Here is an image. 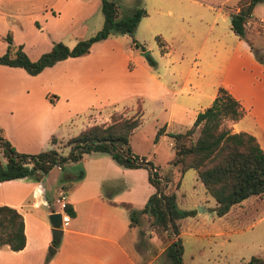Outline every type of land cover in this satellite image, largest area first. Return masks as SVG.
Listing matches in <instances>:
<instances>
[{
  "label": "rangeland",
  "instance_id": "obj_1",
  "mask_svg": "<svg viewBox=\"0 0 264 264\" xmlns=\"http://www.w3.org/2000/svg\"><path fill=\"white\" fill-rule=\"evenodd\" d=\"M112 1L117 6L118 17L131 13L136 7L145 9L146 15L131 34L111 32L92 42L87 52L62 58L36 74L18 67L26 80L37 85L38 95L33 96L39 99L32 117L18 129L20 133L24 132L20 138L32 140V148L39 151L50 147L47 139L39 144L44 120L64 119L68 108L78 115L58 126L56 132L62 136L75 134L83 126L84 114L93 108L128 116L131 114L128 106L117 112L113 109L122 103H133L131 109L134 112L141 106L140 123L130 133L128 146L133 153L151 161L160 176L168 178L164 191H174L177 208L193 210V214L177 219L183 264H242L252 254H263L264 219H256L264 207H247L245 215L238 218L232 217L231 213L216 215L212 210L215 200L205 191L195 170L188 168L180 172L177 165L169 162L173 154L172 137L161 133L154 138L161 125L165 131H180L186 126L173 120L167 122L172 90L185 85L187 91H176L174 98L188 99L196 91L194 83L206 93L225 77L235 76L237 80V69L233 74V67L238 66L237 53L252 52V49L229 27L227 12L237 9L236 0ZM0 3V55L6 50L5 35L9 32L12 43L20 44L30 60L57 41L71 47L78 39L96 31L103 18L100 0H0ZM4 13L7 16H3ZM245 27L244 36L251 39V46L257 49L261 61L264 60V0L254 4ZM131 38L140 43L143 50H148L147 55L155 60L154 65L140 53V47L130 50ZM8 55L14 56V52L10 51ZM154 80L164 81L172 90L161 97ZM54 96L57 101L51 108ZM138 96L141 101L136 99ZM198 102L203 103L202 99ZM187 112L185 114H190L191 110ZM95 120L101 122L102 118ZM10 129L16 130L14 125H10ZM60 143L69 146L67 138ZM68 146L62 149V154L68 152ZM80 164L64 161L45 173L42 181L50 202L53 203L57 185L64 180L63 173L82 170ZM134 171L131 197L139 207L142 196L153 186L147 181L144 167ZM119 184L113 182V185ZM53 206L58 209L57 203ZM47 210L48 207L42 205L32 209L48 223ZM147 219L141 215L140 223L134 225L136 232L139 228L144 229L147 244H134L130 253L133 252L136 264H167L162 252L167 238L154 231ZM70 220L71 217L64 216L60 228L69 225ZM45 233L54 240L49 226ZM49 252L47 246L46 256Z\"/></svg>",
  "mask_w": 264,
  "mask_h": 264
},
{
  "label": "trees",
  "instance_id": "obj_2",
  "mask_svg": "<svg viewBox=\"0 0 264 264\" xmlns=\"http://www.w3.org/2000/svg\"><path fill=\"white\" fill-rule=\"evenodd\" d=\"M258 1L260 0H236L237 9L229 13V27L238 37L244 38L255 58L261 61L257 49L251 46V39L244 36L246 18L251 15L253 6ZM99 6L103 18L96 31L78 39L71 47L60 41L54 42L34 60L26 56L20 44L12 43L10 33L7 32L6 50L0 55V63L20 66L29 74H36L59 59L87 52L92 42L105 38L111 32L131 34L140 17L146 13L143 7H136L131 13L118 17L114 1L100 0ZM155 37L157 38V35ZM131 41L135 47L144 49L134 38H131ZM10 51L14 52V56L8 55ZM146 58L149 64H155L151 56L146 55ZM243 111L238 99L219 85L210 103L198 110L192 122L183 130L165 131L161 125L155 133V139L161 133L172 137L173 154L169 162L177 165L180 172L188 168L195 170L205 191L215 200L212 210L216 215L224 214L232 204L251 194H264V151L251 133L231 130V122L239 119ZM140 115L141 106H138L128 116L111 113L107 122L85 126L67 138L69 150L65 155L53 147L32 153L17 151L0 128V181L19 177L39 181L52 166L76 160L83 153L91 151L107 153L124 167H144L147 180L154 190L140 208L132 207L127 201H120L118 204L127 209L130 226L138 225L141 215L148 217V225L167 238L162 250L167 264H182L183 248L178 235L177 219L193 214V210L177 208L174 191H164L168 178L160 176L151 161L130 150L128 138L140 123ZM50 141H55L53 135ZM82 173V170H79L76 179L80 178ZM62 210L67 216L74 214L72 206L68 203ZM137 232L136 244L145 246L146 232L142 228ZM24 241L22 214L13 206L0 204V247L5 245L11 250H18L23 247ZM57 243L58 240H51L53 246ZM242 264H264V254H252Z\"/></svg>",
  "mask_w": 264,
  "mask_h": 264
},
{
  "label": "crops",
  "instance_id": "obj_3",
  "mask_svg": "<svg viewBox=\"0 0 264 264\" xmlns=\"http://www.w3.org/2000/svg\"><path fill=\"white\" fill-rule=\"evenodd\" d=\"M1 5L2 3L0 10ZM224 5L225 3L222 4L223 8ZM230 12H227L228 17ZM2 15L7 16L6 13ZM129 48L133 50L137 47L131 41ZM237 55L238 66L233 67V74L236 69L239 73L237 80L235 76L225 77L206 93L201 92L200 86L194 83L193 87L196 91L188 99L174 98L176 91H187L185 85L172 90L164 81L154 80V82L160 90L161 97L172 90L173 98L167 107V122L173 120L186 126L192 122L198 110L210 103L217 86L222 85L238 99L244 110L239 119L231 122V130L251 133L264 151V60L258 61L248 50ZM49 66L43 67L40 71ZM18 67L0 63V128L17 151L36 152L37 150L32 148L34 145L32 140L20 138L24 132L20 133L18 129L25 120L32 117L33 110L37 109L39 99L33 95H38V87L26 80L24 72ZM136 99L140 100V97ZM198 99H202L203 103H199ZM56 101L57 96H54L51 104L49 103L51 108ZM124 106H128V113L133 112L131 109L133 103H122L113 111L122 110ZM187 110H191V113L185 114L189 113ZM69 111L71 112L68 113ZM72 112L73 110L68 108L64 119L44 120L42 124L44 132L39 144H43L47 139L49 146L62 154V149L68 145L61 146L60 141L74 134L62 136L56 131L68 118L78 115ZM109 113H111L109 110L102 112L101 109L93 108L91 112L84 114L83 126L80 129L98 123L96 118H102L100 121L106 122L109 120ZM10 125H14L16 129L14 132L11 131ZM52 135L55 137L54 142L50 141ZM71 162L81 163L82 176L76 179L79 170L63 173L64 180L57 185L55 195L59 190L66 192L67 203L72 206L74 214L69 216L71 217L69 225L62 226L59 241L54 246V250L49 252V256H46L45 250L48 244H51V240L45 229L50 225L45 221L46 219L33 213L32 209L41 205L48 207L46 213L50 212L51 208L53 211L58 209L53 206L54 198L53 203L48 200L42 179L32 181L26 177H19L0 181V204L13 206L22 214L25 237L23 247L18 250H11L5 245L0 247V264H136L135 256L130 252L137 243L138 232L134 225L128 224V211L118 202L127 201L132 207L140 208L154 188L146 191L139 201L142 202L141 205L136 207L131 197V188L134 185V170L139 167H124L115 162L109 154L99 151L83 153L80 158ZM113 182L120 184L113 185ZM250 206L264 207V194H251L232 204L222 215L231 213L232 217H242L246 213V208ZM62 217L61 212V221ZM262 219H264V211L256 220Z\"/></svg>",
  "mask_w": 264,
  "mask_h": 264
},
{
  "label": "water",
  "instance_id": "obj_4",
  "mask_svg": "<svg viewBox=\"0 0 264 264\" xmlns=\"http://www.w3.org/2000/svg\"><path fill=\"white\" fill-rule=\"evenodd\" d=\"M142 55H147L148 50L140 51ZM48 223L50 225L52 237L54 240H58L61 234V213L60 211H50L47 215ZM48 249L50 252L54 250V246L52 244L48 245Z\"/></svg>",
  "mask_w": 264,
  "mask_h": 264
},
{
  "label": "built area",
  "instance_id": "obj_5",
  "mask_svg": "<svg viewBox=\"0 0 264 264\" xmlns=\"http://www.w3.org/2000/svg\"><path fill=\"white\" fill-rule=\"evenodd\" d=\"M54 202L57 203L58 211H60V213H63V217L67 216L62 210L65 204L67 203L66 192H64L63 190H59L54 197Z\"/></svg>",
  "mask_w": 264,
  "mask_h": 264
}]
</instances>
